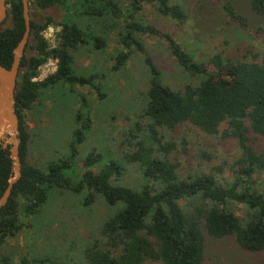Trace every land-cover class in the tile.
I'll return each mask as SVG.
<instances>
[{"label": "trees", "instance_id": "16d2710c", "mask_svg": "<svg viewBox=\"0 0 264 264\" xmlns=\"http://www.w3.org/2000/svg\"><path fill=\"white\" fill-rule=\"evenodd\" d=\"M147 3L154 4L160 16L180 24L186 20L172 0H129L126 7L123 0H28L29 13L56 7L65 14L57 23L48 15L41 22L30 20L14 92L20 177L0 208V264H15L7 240L30 226L27 218L40 215L53 189L83 194L87 206L100 197L109 207L97 224L98 234L81 249L83 264H218L207 258V243L227 238L243 252L264 253V181H260L264 173V55L250 49L240 58L216 52L208 56L206 63L212 66L208 67L188 54L171 34L140 20L137 13ZM6 4V20L11 25H0V64L9 67L24 19L21 0H6ZM250 4L264 17V0H250ZM222 8L229 21L246 26V18L230 2ZM54 24L58 29L50 41L44 31ZM257 29L264 32V23ZM109 33L121 46L113 57V72L133 51H143L137 36L146 34L166 41L167 50L191 81L170 85L146 57V87L139 92L137 115L125 117L127 123L117 140L118 156L107 158L102 165L103 153L90 151L74 180L69 174L72 162L90 126L89 111L81 114L84 97L72 116L77 128L65 156L44 160L40 155L38 163L28 159L32 148L47 145L38 142L41 135L28 129L25 114L42 104L48 90L70 95L66 92L75 91L76 85H86L102 99L105 94L95 80L104 74H79L73 63L74 54L88 42L95 50L105 51ZM48 61H55L56 69L39 79ZM75 102L72 97L68 104ZM184 124L208 136L221 133L235 140L239 155L230 181L221 182L213 173L181 172L172 133ZM257 139H261L259 144ZM131 168L134 176L126 180ZM12 175L8 149L0 148V196ZM239 204L242 215L235 212ZM29 262L21 256L16 264H33Z\"/></svg>", "mask_w": 264, "mask_h": 264}, {"label": "rangeland", "instance_id": "374dc122", "mask_svg": "<svg viewBox=\"0 0 264 264\" xmlns=\"http://www.w3.org/2000/svg\"><path fill=\"white\" fill-rule=\"evenodd\" d=\"M128 1L123 0L124 7ZM225 2H230L238 13L246 18V26L229 21L222 8ZM172 3L184 11L186 15L184 23L180 24L169 16H160L155 5L150 3L144 4L137 13L138 17L144 23H151L171 34L195 60L212 67L206 63L207 58L216 52L240 58L250 49L264 55V32H258L257 29L264 23V17L252 10L250 0H172ZM64 14V10L56 7L44 11L32 9L29 20L41 22L43 15H48L57 23L63 20ZM10 25L11 22L7 19L2 26ZM49 27H52V30L47 28L44 35L53 41L54 32L58 27L56 24ZM99 32L95 31L96 34ZM137 37L143 51H133L131 57L116 72L111 69L113 57L121 46L115 42L113 33L108 35L109 42L105 51L95 50L92 43L88 42L74 54L73 67L77 73L104 74L95 80V84L99 85L105 95L99 99L98 94L86 85H76L75 91L66 92L71 96L48 90L42 104L39 103L31 113L25 114L28 129L33 134L36 132L38 136L41 135L42 138L38 142L47 145L46 147L38 145V149L37 147L31 149L28 159L32 163H38L40 155L45 157V160L69 154L68 144L72 139V132L77 128L72 116L80 108L81 96L84 97L86 104L81 114L85 115L89 111L90 126L84 131V141L78 145V155L72 162L69 174L72 173L74 180L78 178L80 173L78 168L90 151L103 153L102 165L107 158L118 156L120 148L117 140L127 123L125 117L137 115V107L141 101L139 92L146 87L148 78L144 62L146 57L154 62L162 77L170 85L179 86L191 81V78L185 76L177 66L162 37L146 34ZM55 69V64L48 68L43 66L39 78L46 77ZM72 97H75L76 102L69 105ZM39 118L42 119L41 123L38 122ZM172 134L178 150L181 172L213 173L221 182L232 179L233 162L239 155L234 139L223 138L221 133L208 136L190 124L182 125ZM260 142L261 139H257V144ZM56 150L57 153H54ZM208 156L210 158H207ZM131 175L134 176L132 168L129 169L126 180H129ZM260 181H264V173L260 176ZM180 204L183 206L184 201H180ZM235 212L242 215L243 207L240 204L236 205ZM107 213L109 207L100 197L87 206L83 205V194L53 189L40 215L25 220L30 226L15 238L8 239L7 249L14 250L12 259L15 264L21 256L33 264L34 260H37L36 264H83L85 261L81 249L89 238L98 234L97 224ZM206 253L211 262L218 264H264V253L243 252L229 238L208 241Z\"/></svg>", "mask_w": 264, "mask_h": 264}, {"label": "water", "instance_id": "95a60500", "mask_svg": "<svg viewBox=\"0 0 264 264\" xmlns=\"http://www.w3.org/2000/svg\"><path fill=\"white\" fill-rule=\"evenodd\" d=\"M24 19V31L17 45L13 48L12 61L9 67L0 64V148L8 149L12 160V177L0 196V208L3 207L10 195L14 183L20 177L19 161V120L15 112L14 92L20 69L21 58L24 54L30 31L28 0H21ZM7 18L6 0H0V25ZM52 30V27H48Z\"/></svg>", "mask_w": 264, "mask_h": 264}, {"label": "built area", "instance_id": "2783aa9c", "mask_svg": "<svg viewBox=\"0 0 264 264\" xmlns=\"http://www.w3.org/2000/svg\"><path fill=\"white\" fill-rule=\"evenodd\" d=\"M52 64L54 65V64H55V61H48V62H47L46 64H44L43 66L48 68V67H50ZM55 65H56V64H55ZM43 78H44V77H43ZM39 79H41V78H39Z\"/></svg>", "mask_w": 264, "mask_h": 264}]
</instances>
